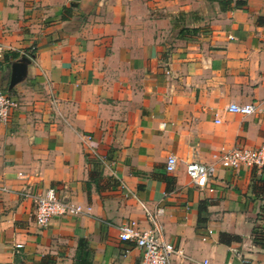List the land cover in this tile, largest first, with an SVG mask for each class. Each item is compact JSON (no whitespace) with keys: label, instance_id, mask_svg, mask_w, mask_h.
<instances>
[{"label":"crops","instance_id":"crops-1","mask_svg":"<svg viewBox=\"0 0 264 264\" xmlns=\"http://www.w3.org/2000/svg\"><path fill=\"white\" fill-rule=\"evenodd\" d=\"M237 1L0 0V90L18 102L0 122V264H75L80 238L85 264H139L119 238L149 225L139 200L163 208L171 264H264L262 168L213 158L264 143V0ZM190 161L215 164L212 191ZM48 187L85 211L38 226L24 193Z\"/></svg>","mask_w":264,"mask_h":264},{"label":"built area","instance_id":"built-area-1","mask_svg":"<svg viewBox=\"0 0 264 264\" xmlns=\"http://www.w3.org/2000/svg\"><path fill=\"white\" fill-rule=\"evenodd\" d=\"M5 47L0 43V62L3 58ZM18 106L17 100L10 94L0 90V122L6 123L10 116L11 109ZM257 109L255 103L238 104L230 102L227 110L242 115L252 114ZM90 138L89 136H86ZM215 162L220 163L222 167H231L238 169L241 166L263 168L264 167V143L256 148L246 146L234 147L213 156ZM177 164V157L174 154L167 156L165 169L167 172H173ZM185 171L192 183L201 189L212 191L209 186L214 172L215 164H206L197 161H190L185 166ZM22 176V174H19ZM34 206L35 222L40 227L48 225L54 216L60 215H78L83 213L80 206L68 201L60 200L55 188L48 187L39 193L25 192ZM141 206L147 227L140 226L136 219H129L119 227V238L122 241L133 242V244L142 250V258L139 264H171L173 255L182 254V250L176 248L171 242L163 238V224L161 217L163 208L157 207L150 209L144 202L138 201ZM197 264H212L208 258H203Z\"/></svg>","mask_w":264,"mask_h":264},{"label":"trees","instance_id":"trees-1","mask_svg":"<svg viewBox=\"0 0 264 264\" xmlns=\"http://www.w3.org/2000/svg\"><path fill=\"white\" fill-rule=\"evenodd\" d=\"M237 6H244L245 1L238 0L236 2ZM253 190L256 192H262L264 193V167L262 168V177H260V185H253ZM202 209V208H201ZM259 219L264 222V204L261 207V211L259 214ZM254 240L257 243H260L264 246V226H258L256 230L254 231ZM87 240L85 238H80L78 242V248H77V254H76V262L75 264H85L87 253L85 250H83V247H86ZM83 248V249H82Z\"/></svg>","mask_w":264,"mask_h":264},{"label":"water","instance_id":"water-1","mask_svg":"<svg viewBox=\"0 0 264 264\" xmlns=\"http://www.w3.org/2000/svg\"><path fill=\"white\" fill-rule=\"evenodd\" d=\"M20 73H21V72H20L18 66H14V67H13V71H12V78H11V81H12V82H16V80L18 79Z\"/></svg>","mask_w":264,"mask_h":264}]
</instances>
